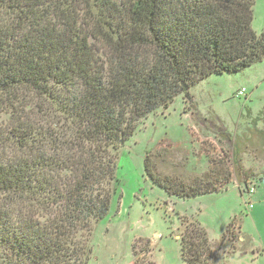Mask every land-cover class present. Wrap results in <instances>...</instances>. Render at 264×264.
I'll list each match as a JSON object with an SVG mask.
<instances>
[{
	"label": "trees",
	"instance_id": "1",
	"mask_svg": "<svg viewBox=\"0 0 264 264\" xmlns=\"http://www.w3.org/2000/svg\"><path fill=\"white\" fill-rule=\"evenodd\" d=\"M254 6L0 0V264L90 263L119 186V151L139 126L211 76L264 61ZM152 164L147 175L172 197L220 192L202 179L163 180ZM181 221L184 264H219L208 232Z\"/></svg>",
	"mask_w": 264,
	"mask_h": 264
},
{
	"label": "rangeland",
	"instance_id": "2",
	"mask_svg": "<svg viewBox=\"0 0 264 264\" xmlns=\"http://www.w3.org/2000/svg\"><path fill=\"white\" fill-rule=\"evenodd\" d=\"M252 29L264 31V0H255ZM191 95L151 115L119 151V186L92 233L89 264H184L186 217L208 232L219 264H264V61L213 75ZM148 160L163 180L202 179L220 192L172 197L147 175Z\"/></svg>",
	"mask_w": 264,
	"mask_h": 264
},
{
	"label": "built area",
	"instance_id": "3",
	"mask_svg": "<svg viewBox=\"0 0 264 264\" xmlns=\"http://www.w3.org/2000/svg\"><path fill=\"white\" fill-rule=\"evenodd\" d=\"M246 93H247V90L245 88H243L237 93L236 97L237 98H242V97H244L246 95Z\"/></svg>",
	"mask_w": 264,
	"mask_h": 264
}]
</instances>
